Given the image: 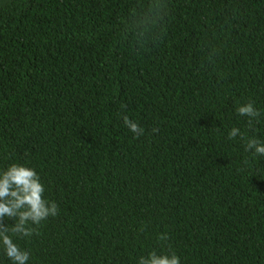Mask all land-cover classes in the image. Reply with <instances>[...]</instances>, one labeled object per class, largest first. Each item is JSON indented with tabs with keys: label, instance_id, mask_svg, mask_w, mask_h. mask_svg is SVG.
Masks as SVG:
<instances>
[{
	"label": "trees",
	"instance_id": "1",
	"mask_svg": "<svg viewBox=\"0 0 264 264\" xmlns=\"http://www.w3.org/2000/svg\"><path fill=\"white\" fill-rule=\"evenodd\" d=\"M250 100L252 127L236 112ZM250 138L264 0H0V172L34 169L59 208L38 235L9 233L27 264H264Z\"/></svg>",
	"mask_w": 264,
	"mask_h": 264
},
{
	"label": "clouds",
	"instance_id": "2",
	"mask_svg": "<svg viewBox=\"0 0 264 264\" xmlns=\"http://www.w3.org/2000/svg\"><path fill=\"white\" fill-rule=\"evenodd\" d=\"M236 112L239 116L249 118V127L253 126L254 120L258 123L261 116V112L254 107L251 100L239 106ZM123 121L136 138L143 135L144 129L136 122L127 116H123ZM237 136L242 138L243 134L240 129L234 127L228 133V139H235ZM245 150H254V155L264 156V142L250 138ZM44 191L39 175L32 168L11 164L0 172V243L12 264H27L30 253L20 249L9 233L22 238H30L34 233L38 235L37 228L32 225L39 226L42 221L59 213L56 202L44 198ZM5 217L14 218V226H5ZM138 264H180V258L175 253L158 255L152 251L147 258L140 257Z\"/></svg>",
	"mask_w": 264,
	"mask_h": 264
}]
</instances>
